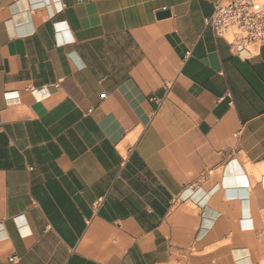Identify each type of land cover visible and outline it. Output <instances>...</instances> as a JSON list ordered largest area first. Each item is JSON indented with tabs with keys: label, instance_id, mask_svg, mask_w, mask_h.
<instances>
[{
	"label": "crops",
	"instance_id": "0c3cea01",
	"mask_svg": "<svg viewBox=\"0 0 264 264\" xmlns=\"http://www.w3.org/2000/svg\"><path fill=\"white\" fill-rule=\"evenodd\" d=\"M217 1L0 0V264H264V46Z\"/></svg>",
	"mask_w": 264,
	"mask_h": 264
},
{
	"label": "built area",
	"instance_id": "2783aa9c",
	"mask_svg": "<svg viewBox=\"0 0 264 264\" xmlns=\"http://www.w3.org/2000/svg\"><path fill=\"white\" fill-rule=\"evenodd\" d=\"M208 26L238 52L256 55L264 46V3L261 0H218ZM17 256H11V262Z\"/></svg>",
	"mask_w": 264,
	"mask_h": 264
},
{
	"label": "water",
	"instance_id": "95a60500",
	"mask_svg": "<svg viewBox=\"0 0 264 264\" xmlns=\"http://www.w3.org/2000/svg\"><path fill=\"white\" fill-rule=\"evenodd\" d=\"M164 15H165V13H161V14H160V17H162V16H164Z\"/></svg>",
	"mask_w": 264,
	"mask_h": 264
},
{
	"label": "rangeland",
	"instance_id": "374dc122",
	"mask_svg": "<svg viewBox=\"0 0 264 264\" xmlns=\"http://www.w3.org/2000/svg\"><path fill=\"white\" fill-rule=\"evenodd\" d=\"M264 3V0H261Z\"/></svg>",
	"mask_w": 264,
	"mask_h": 264
},
{
	"label": "bare ground",
	"instance_id": "6f19581e",
	"mask_svg": "<svg viewBox=\"0 0 264 264\" xmlns=\"http://www.w3.org/2000/svg\"><path fill=\"white\" fill-rule=\"evenodd\" d=\"M245 263H246V262H245ZM245 263H244V264H245Z\"/></svg>",
	"mask_w": 264,
	"mask_h": 264
}]
</instances>
